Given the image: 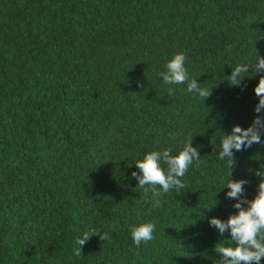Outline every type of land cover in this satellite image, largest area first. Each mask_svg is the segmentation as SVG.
<instances>
[{
  "label": "trees",
  "instance_id": "16d2710c",
  "mask_svg": "<svg viewBox=\"0 0 264 264\" xmlns=\"http://www.w3.org/2000/svg\"><path fill=\"white\" fill-rule=\"evenodd\" d=\"M177 52L209 96L163 83ZM256 54L264 0H0V264H216L208 217L235 212L219 139L257 102L258 75L226 76ZM189 136L200 163L185 188L141 203L135 159ZM234 155L251 198L264 145ZM144 221L153 239L137 247L129 227ZM92 230L110 238L76 255Z\"/></svg>",
  "mask_w": 264,
  "mask_h": 264
},
{
  "label": "clouds",
  "instance_id": "9594fccd",
  "mask_svg": "<svg viewBox=\"0 0 264 264\" xmlns=\"http://www.w3.org/2000/svg\"><path fill=\"white\" fill-rule=\"evenodd\" d=\"M186 56L183 52L173 54L165 64V71L158 73L166 85H178L187 82L186 90L204 99L210 94V88L202 87L195 77L189 80V73L185 66ZM258 75L253 86L257 102L253 106V116L247 126L233 124L229 131H222L219 139L220 151L218 159L227 167V175L221 188L225 189V197L232 201L235 212L225 218L208 217V224L224 238L223 242L215 247L219 254L216 264H261L264 260V167L254 171L260 177L256 191L251 198L244 195L247 180L243 177L232 179L230 171L236 165L235 152H240L253 144L264 145V57L256 54L255 59L231 67L228 84L240 86L245 77ZM169 93L173 91L170 87ZM198 148L192 144V136L182 143L162 150H149L135 159V170L130 176L135 179L136 185L142 190L141 203L152 206L160 204V197L175 190L180 193L185 188L183 178L190 165L199 164ZM155 225L151 221L138 222L130 225L129 231L132 242L139 247L153 239ZM227 232L228 236L224 237ZM94 234L95 230L85 232L75 241L76 255H80V247ZM101 240L109 239L108 233L98 234Z\"/></svg>",
  "mask_w": 264,
  "mask_h": 264
}]
</instances>
